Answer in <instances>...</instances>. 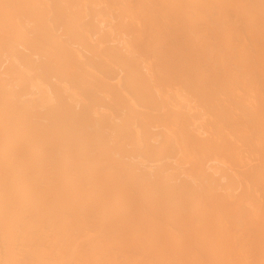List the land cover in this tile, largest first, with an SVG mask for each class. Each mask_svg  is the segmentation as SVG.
Returning <instances> with one entry per match:
<instances>
[{
	"label": "bare ground",
	"instance_id": "6f19581e",
	"mask_svg": "<svg viewBox=\"0 0 264 264\" xmlns=\"http://www.w3.org/2000/svg\"><path fill=\"white\" fill-rule=\"evenodd\" d=\"M55 1L0 0V55L4 51L13 55L8 64L10 72H17L26 64L33 66L35 61H30L33 64L26 62L29 61L28 56L39 58L42 69L52 71L53 66H58L64 61L62 57L69 59H65L66 62L73 63V67L76 68L73 56L78 51L77 47L85 52L84 56H87V59L84 61L92 62L89 65L94 64L105 77L102 78L103 76L99 74L97 76H100L101 80H98V77L96 81L95 68L93 69L94 80L87 78L90 79L88 80L90 84L94 82L89 88L95 89L91 95H96L94 94L98 90L96 88L105 91V88L99 87L101 84L109 89V95L105 97L108 103L100 104L102 100L99 101L96 96L92 99L93 103L97 101L99 105L112 110L109 116L111 122L107 119L111 124L107 123L106 126L109 125L107 130L118 136H115L117 137L115 141L112 140L113 144L109 140L113 146H111L113 153L109 149L111 147H107L111 152L109 154L114 155L117 152L116 154L122 158L117 157L121 161L117 162L116 157L113 159L112 155L111 159L110 155H107L105 160L108 164L110 162V166L106 165L102 160L109 150L105 148L107 152L100 153L103 159L100 157L99 162L103 166H108L113 174L119 172L124 177V182L119 190L116 188L114 190L111 186L113 184L103 185L101 178H105L106 174L103 170L107 172L108 168L101 166L99 168L102 170L96 168L99 170L97 172L103 171L104 174L100 172L103 174L101 176L99 173L101 178L94 180L92 178L91 183L89 176L93 172L90 170L89 175L84 174L88 180L84 175L83 177L77 174L87 180L88 184H92L93 190L89 184V187L87 186L89 191L86 188L84 191L83 187L81 189L83 191L74 196L63 193L50 194L53 195L54 201L47 204L43 198L46 197V191H42L46 188L42 187L41 194L38 195L43 202L38 200L33 204L21 203L20 211L10 213L8 210L14 211L17 207L14 205L13 197L10 199V203L14 201L11 205L0 208V264H264V0H57V3ZM58 3L61 5L58 6ZM52 13L58 17L56 22L52 21L57 24L60 19L61 24L60 22L58 24L62 25L61 27L58 25L60 29L57 28V34L47 24L52 23L50 21L54 18L50 16ZM82 21L84 25L81 29ZM19 22L32 31L26 35L27 30L21 29L22 25ZM56 36L72 40L70 43L73 44V48L76 46V51L69 48L71 44L68 45L66 40L64 44L61 43L62 46L67 44L68 47L65 46L69 50L75 51V55L74 51L73 55L70 54L72 60L66 55L62 56V48L65 46L57 44L59 38L56 41ZM17 38L20 42L16 41ZM80 56L84 59L83 54ZM80 56L78 55V58ZM66 62L64 61L62 65H67ZM2 63L0 69L4 67L6 60ZM84 64L85 62L81 63V66ZM77 66L79 67V64ZM3 67L0 71L4 70ZM63 68H60L61 72L65 70L70 73L72 71V75L73 72L76 73L70 66L68 70ZM87 69L91 68L86 67ZM68 72L66 76L69 77ZM72 75L71 77H74ZM79 75L78 71L79 81L83 78L84 84H87L86 77ZM75 77L78 81L77 75ZM49 79L47 77L48 82ZM102 79L108 80L106 83L103 81L107 85H103ZM95 81L97 86L101 81L98 87ZM57 82L62 84L64 81ZM81 82L77 84L84 85ZM72 83L75 84L74 81ZM53 86H56L55 83ZM99 92L98 94L102 95ZM3 94L1 97H4ZM89 94L87 92L86 97L93 98ZM45 96L46 93H43L39 98ZM53 99L55 100V97ZM64 101L67 102L68 99ZM66 102L63 104L67 105ZM70 106L72 105L67 107L69 112L65 114L68 118L69 113H72V109L69 110ZM73 107L75 106L71 108ZM12 108L14 117L15 114L20 116L14 111L15 107ZM97 108L96 106L95 109ZM57 110L59 111L58 108ZM31 113L27 114L26 119L30 117L32 120ZM62 113L64 112L61 111L60 114ZM8 114L10 117L11 113ZM24 115L26 113L23 114L25 118ZM55 115L57 119L60 116ZM49 116H45L48 122L49 118L54 119V115ZM9 117L7 119H14L12 116L13 119ZM84 119L81 122L84 123ZM72 120L76 121L73 117ZM52 121L56 120H51L49 124L47 122L49 126H46L49 130L51 128L50 133L54 135L56 132L52 134L55 131V125L53 129L51 126L54 123ZM14 122L18 123L17 119ZM37 122L34 123L37 125ZM31 123L33 124L29 121L28 124ZM100 125L105 127L103 123ZM21 126L20 130L23 129V133L27 134L29 129L23 128L25 125ZM38 126L40 127V124ZM62 127L59 125V128ZM37 129L38 131L35 129L33 132L40 133V128ZM14 131L20 132L17 129ZM27 142L31 144L29 147L24 142L27 149L35 148V144L33 146L31 141ZM139 143H142L141 147ZM138 148L147 154L148 161L141 163L129 156ZM29 150L17 151L19 154L26 153L28 161L29 159L32 161L29 154L34 151L31 150L29 153ZM59 152L64 154L66 150L63 152L60 149ZM23 153L20 154L21 157ZM92 153L95 154V151ZM52 155L53 153L50 155V162H53ZM88 158H85L84 164H90L83 169L89 167L96 156L93 158L90 156L91 160ZM124 158L127 164L137 165L138 161V164L144 167L158 170L160 173L158 180L168 184L165 191L168 190L169 196L155 198L152 196L154 185L142 181L132 183L134 172L132 174L131 170L134 165H129L132 168L124 165L122 162ZM33 159L35 160V157ZM37 161L39 162L36 159L32 168L36 167ZM44 164L45 166L41 165L46 168L49 161ZM75 165L78 166L74 163L73 166ZM80 166L77 168L78 171L82 167ZM54 169L61 170L56 167ZM42 170L44 171V168ZM94 170L93 168L92 171ZM35 171L33 172L36 173ZM45 171L44 174L48 177L57 173V171L53 173L55 170L52 173L51 170L49 173L48 170ZM61 172L63 175L58 174L59 177H56V174L53 176L54 179L57 178L58 181L60 178L66 179L64 174L67 177V172L64 173V169ZM106 175L108 177V172ZM51 178L52 175L47 181ZM22 186L24 185L19 186L20 190ZM33 186L32 189L30 186L25 188L35 194L40 192L36 193ZM1 187L3 190L8 188L6 185ZM58 189L61 190L59 187ZM28 191L21 193L26 194ZM110 191L128 197L123 200H115L117 199L115 197L111 204V200H107L110 198ZM50 192L52 193V190H48L47 195ZM137 193L141 196L136 197L137 199L131 197ZM86 195L97 200L105 195L104 198L108 201L106 203L114 205L116 209L112 206L113 214L105 213L104 216V213L101 214L104 212L101 203L94 198V202L90 201ZM72 197L73 201L70 200ZM169 197L175 199L171 200ZM65 198L69 200L63 201ZM62 201L74 203L65 206ZM25 204L28 205L24 206ZM21 207L24 210L21 211ZM156 208L161 217L156 215V218L152 219L150 214L155 213ZM95 212L99 214L96 219L98 215ZM100 214L103 217H110L106 220ZM92 215L95 216L94 219ZM101 217L104 222L100 221ZM140 217L143 220H140ZM87 218L93 220H86ZM98 218L102 225L98 224ZM94 220L99 226L90 223ZM22 228L23 236H19ZM97 229L100 232L96 237ZM44 231L51 235L47 237L40 234ZM89 231H93L94 236ZM85 232H89V236H93L92 239L88 238L87 233L85 237ZM86 238L89 240H85Z\"/></svg>",
	"mask_w": 264,
	"mask_h": 264
},
{
	"label": "rangeland",
	"instance_id": "374dc122",
	"mask_svg": "<svg viewBox=\"0 0 264 264\" xmlns=\"http://www.w3.org/2000/svg\"><path fill=\"white\" fill-rule=\"evenodd\" d=\"M55 3H57V0L55 1ZM62 3V2H61ZM57 5V4H56ZM61 4H59L58 3V6H60ZM58 6H55V8L56 7H58ZM54 8V9H55ZM52 11V10H51ZM50 16H52V17H54V18H51ZM50 16H49V19L48 20H50V18H51V20L50 21H52V20H54L55 22H56V20H58V17L57 16H55V13H52V15L50 14ZM57 17V19H55ZM54 21H52V23L50 22H48L47 24H48V27L51 29V30H53L56 34H57V32H58V27L60 26L58 23L60 22V24H61V21H60V19H59V21L57 22V24L54 22ZM84 23V21H82L81 23H80V28L82 29L83 28V24ZM19 24H20V22H19ZM20 25H22V24H20ZM19 25V26H20ZM59 25V26H58ZM24 26H26L25 24H24ZM24 26L22 25V26H20L21 27V29H23L24 31H26V35H28V33H30L31 31H29V29H28V26H26V28H24ZM62 26V25H61ZM60 26V27H61ZM82 26V27H81ZM23 27V28H22ZM60 27H59V29H60ZM79 28V29H80ZM58 38H59V42L57 43V44H59V45H61L62 46V44H64L65 43V40H66V43L68 44H71V45H69L70 47L69 48H71V50H72V48H73V44L72 43H70L71 41H70V39L69 38H67L66 39V37H58V36H56V41H58ZM55 39V38H54ZM53 39V40H54ZM69 39V40H68ZM69 42H68V41ZM16 41H18V42H20L19 40H18V38H17V40ZM55 41V42H56ZM62 43V44H61ZM67 44H65V45H67ZM64 45V46H65ZM68 45H67V47H68ZM76 45V44H75ZM64 46H62V47H64ZM66 46L64 47V48H62V50H63V55L62 56H65L66 55V57L67 58H69L70 57V59L71 58H73V61L75 62V66H76V68H78V69H76L75 67H73V63H69V61L68 62H66V60H69V59H66L65 57H62L61 55V57L64 59V61L66 62L65 64H67V65H62L63 63H64V61L62 62V63H59V67L57 66V65H55V66H53L54 67V69L51 71V70H47V71H49V72H47L46 70H43L42 68H43V66L41 67L40 66V64H41V60H39V58H37V57H35V56H33V58H30V56H28L27 57V60H29V61H26V62H29L30 63V61L31 60H33V61H35V63H37V64H35L34 63V65L32 66V65H25V67L24 66H22V67H20V69L17 71V72H10V70L8 69V64H9V61H10V59L13 57V55L11 54V52L10 53H8L7 51H4V52H6V53H4V52H2L1 53V55H0V59L1 60H3V61H1V63H0V65L1 64H3L2 62H4L5 60H6V63H4V70H2L4 73H2V71H0V73H2L1 75H2V77H1V75H0V92H2L1 94H3L4 93V91H5V93L3 94L4 95V97L2 98L1 97V94H0V208H3V207H5V206H7V205H11V203H13L14 201H15V203H14V205L15 206H17L16 208H17V210H15L14 209V211H11V210H13V209H10V210H8L10 213L12 212H16V211H20V206H21V203L22 204H24V203H35L36 201H40L41 199H40V194H41V188L42 187H45L46 189L45 190H42V191H46L45 193H46V197H44L43 195H41V196H43V198H44V201L47 203V204H50L51 203V201L53 200L54 201V199H53V195H56V193H63L64 195H67L68 196V194L70 195H72V196H74L75 194H78V193H80V191H83V190H81L83 187V189H84V191H85V188H86V190H88L89 191V186H92V184H90L91 183V181H92V178H93V180L95 179V178H101L100 176H99V173L101 172H97V171H99V170H97L99 167H101V168H103L104 166H103V164L101 163V162H99L100 161V157L103 159V156H101L103 153L102 152H107L106 150L108 149L107 147H111L112 145H110V143H112V140L113 141H115V138L117 139V137H115V136H118V135H116L115 133H111V132H109V130H107V127H109V125L111 124V123H108V120L109 119H111L109 116L111 115V113H110V111L112 112V110L110 109V108H108V107H103L102 105H99V102L97 103V101L95 102V103H93V101H92V99H94V96H96L98 99H99V101H101L100 102V104H102L103 102H104V104L105 103H108V101H107V98L105 99V97H108V95H109V89L107 90V87H105V86H102V84L100 85V83H101V81L100 82H98L99 83V87L101 88V87H103V88H105V91L102 89V90H100L99 88H96V90H97V92L96 93H94V94H96V95H91L92 94V92L95 90L94 88L93 89H89V88H91V86H93L92 84L94 83L93 82V80H94V78L96 79V78H98V80L100 79L101 80V78H100V76H97V75H102L101 74V72H99V69L93 64V65H89V64H92V62H89V61H87V62H89V63H86V61H84L85 60V58L87 59V56H84L85 55V52L83 53L82 52V50H79L78 49V47H77V50L78 51H76V49H75V47L76 46H74V48L73 49H75V51L77 52L76 53V55H75V51H74V55L76 56V58H75V56H71L70 54H72V52L73 51H71V50H69V48H67ZM8 49V48H7ZM7 49H5V50H7ZM80 51V52H79ZM82 52V53H81ZM80 54L82 55L83 54V56H84V59H83V57H81L80 56ZM12 55V56H11ZM27 55V54H26ZM73 55V54H72ZM78 55L80 56V58H78ZM32 57V56H31ZM26 59V58H25ZM37 61H36V60ZM45 60H46V58H44ZM66 59V60H65ZM72 60V59H71ZM70 60V61H71ZM40 61V62H39ZM46 61H48V60H46ZM60 62H61V60H60ZM76 62L79 64V67L77 66L78 64H76ZM83 62H85V64L83 65V66H81V63L83 64ZM43 63H44V61H43ZM42 63V64H43ZM6 64V65H5ZM30 64H33V62H31ZM70 64V65H69ZM26 66H28V67H26ZM30 66V67H29ZM69 66H70V68L73 70V71H75L76 73L74 74V72H73V75H72V71H71V69H69L70 71H71V73L70 72H68V73H70V75H69V77L68 76H66V71L65 70H63L62 72L63 73H65V75L61 72V70H60V68H66V70H68L67 68H69ZM87 68H91V69H87L86 70V67ZM94 66V67H93ZM2 67H1V69H2ZM24 67V68H23ZM32 67V68H31ZM84 67V68H83ZM29 70H28V69ZM63 68V69H64ZM73 68H75V69H73ZM95 68V71L93 70ZM0 69V70H1ZM97 69V70H96ZM6 70V71H5ZM32 70V71H31ZM79 71V73H80V75L79 76H81V77H86L85 79L87 80V84H89V86L87 85V84H84V79L83 78H80V80L81 81H83V82H81V81H79V79H78V71ZM47 72V74L48 73H50V74H46V76L44 75L46 72ZM95 72V77H94V72ZM44 72V73H43ZM93 73V74H90V75H92L91 77H90V75H89V73ZM97 72V73H96ZM99 72V73H98ZM43 73V74H42ZM43 75V78H46V79H41V77H42V75ZM5 75H6V77H5ZM52 75V76H51ZM58 75H59V77H58ZM68 75V74H67ZM71 75L72 76H76L77 75V79H78V81H76V77L74 78V77H71ZM89 75V76H88ZM63 76H64V79H63ZM88 76V77H87ZM103 76V77H102ZM101 77L102 78H105L104 77V75H102ZM4 77V79H2ZM47 77L48 78H50L49 80V82H48V80H47ZM53 77V79H51ZM55 77V78H54ZM94 77V78H93ZM60 78V80H61V78H62V80L61 81H64V82H61L60 80H57V79H59ZM87 78H92L91 80H92V82L93 83H89L88 82V80H90V79H87ZM10 79V80H9ZM55 79V80H54ZM71 79H73L72 80V82L74 81L75 82V84L74 83H72L71 82ZM75 79V80H74ZM107 79V78H106ZM9 80V81H8ZM59 81V82H61L62 84H59L57 81ZM85 80V81H86ZM47 83H46V82ZM52 81V82H51ZM96 81H97V79H96ZM95 81V82H96ZM103 81H105L104 79H102V83H103ZM7 82V83H6ZM46 83V84H44V83ZM55 83V85L56 86H53L54 85V83ZM81 82V84L83 83L84 85H80V84H77V83H80ZM106 82H108V80L107 81H105V83ZM9 83H10V85L11 86H9L8 87V85H9ZM53 85H52V84ZM105 83H103V85H107V84H105ZM48 84V85H47ZM51 84V85H50ZM76 85V87L74 86V85ZM3 85V86H2ZM95 85L97 86V82L95 83ZM6 86V87H5ZM14 88H13V87ZM52 87L51 89L49 88V87ZM79 86V87H78ZM80 86H82L83 88H80ZM88 86V87H87ZM97 86V87H98ZM109 86V85H108ZM3 87V88H2ZM54 87V88H53ZM57 87L59 88V89H57ZM95 87V86H94ZM4 89V90H3ZM26 89H28V90H26ZM57 89V90H56ZM62 89V90H61ZM8 92H7V91ZM22 90V91H21ZM59 90V91H58ZM80 90V91H79ZM83 90H84V92H85V94H87V92H89L90 94V96H93V98L91 97H86V95L84 94V92H83ZM87 92H86V91ZM88 90H90V91H88ZM9 91L10 92H13V93H9ZM31 91V92H30ZM51 91H52V93H51ZM61 91V92H60ZM101 92L102 93V91H104V92H107L108 94L107 95H104L103 93H102V95H100V94H98V92ZM30 92V93H29ZM57 92V93H56ZM99 92V93H100ZM16 93H17V95H16ZM43 93H46V96H45V98L43 97L42 99L41 98H39V95H41L42 96V94ZM62 93H64L63 95H62ZM98 94V95H97ZM53 95V96H52ZM85 95V97H83ZM18 96V97H17ZM64 98H62V97ZM102 96H103V99H102ZM6 97V98H5ZM37 97V98H36ZM53 97H55V100L53 99ZM95 97V98H96ZM5 98V99H4ZM36 99V101H35V99ZM58 98L59 99H61V100H58ZM68 99V101H69V104H68V101L66 102V101H64V100H67ZM16 99V100H15ZM20 99V100H19ZM32 99H34V101L32 100ZM91 99V100H90ZM101 99V100H100ZM20 102H19V101ZM57 100V101H56ZM63 100V101H62ZM97 100V99H96ZM103 100H105V101H103ZM16 101V102H15ZM31 101V102H30ZM19 102V103H18ZM65 102H66V104L67 105H64L65 104ZM89 102V103H88ZM16 105H15V104ZM18 103V104H17ZM55 103L57 104L56 106H55ZM63 104V105H61V106H59L58 104ZM90 103L92 104V105H90ZM31 104V105H30ZM88 104V105H87ZM97 104V105H96ZM69 105H72V106H75V107H73V108H71L72 106H70L69 107V110H71L72 109V113L70 114L69 113V118H68V115H65V114H67L68 112H67V107L69 106ZM81 105V106H80ZM82 105L84 106V109H82ZM89 105H90V108H89ZM18 106V107H17ZM65 106H66V108H65ZM80 106V107H79ZM86 106H87V110H86ZM96 106L99 108H97V109H95L96 108ZM102 106V107H101ZM105 106V105H104ZM12 107H15L14 109V111H16V113L18 112L19 114L18 115H20V116H17V114H15V117H14V114H13V108ZM49 107V108H48ZM60 107V108H59ZM95 107V108H94ZM52 108V109H51ZM57 108L59 109V111H60V109H62L61 111H63L64 113H62V114H60L61 113V111L59 112L58 110H57ZM77 108V109H76ZM101 108H102V110H101ZM20 109V110H19ZM58 111V112H56V110ZM64 109V110H63ZM92 109H93V111H92ZM52 110V111H51ZM99 110H101V111H99ZM12 111V112H11ZM65 111H66V113H65ZM8 112H10L11 113V115H10V117L9 116H7V115H9L8 114ZM32 112V113H31ZM34 112H36V113H34ZM42 113V115L40 116V114ZM52 112V113H51ZM55 112V113H54ZM24 113H26V115H24L25 116V118L23 117V114ZM30 113H31V118H32V120L31 119H26L27 118V114L28 115H30ZM38 113V114H37ZM100 113V114H99ZM37 114V115H36ZM47 115V117L49 116V115H54V116H56V117H54L53 116V118L54 119H51V118H49V122H48V119H47V117H45L46 115ZM55 114H59L60 116L58 117V119H57V115H55ZM85 115V116H82V115ZM40 117H39V116ZM64 115L66 116V118L64 117ZM73 117V119H76V121L75 120H72V117ZM75 115V116H74ZM15 119L16 118V116H17V121H18V123L17 122H14L15 120L12 118V117ZM62 116V117H61ZM92 116V117H91ZM12 118L13 120H9V119H7V118ZM18 117H19V119H20V117H21V119H20V122H19V119H18ZM49 117H51V116H49ZM61 117V118H60ZM75 117V118H74ZM101 117V118H100ZM24 118V119H23ZM63 118H65V119H63ZM79 118V119H78ZM85 118V119H84ZM42 119V120H41ZM56 120V121H52V122H54L53 124H51V126H52V129H53V125H55V128H54V132L52 133V134H54L55 132V134L54 135H51V128H50V130L48 129V127L47 126H49V125H47V122H48V124L50 123V121L51 120ZM61 119H63L64 120V122H63V120H62V122H61ZM84 119V123L83 122H81L82 120ZM97 119V120H96ZM99 119H101V120H99ZM108 119V120H107ZM28 120V121H27ZM37 120H38V122H37ZM60 120V121H59ZM29 121L31 122H33V124L31 123V125L30 124H28L29 123ZM66 121V122H65ZM77 121H78V123H77ZM80 121V122H79ZM106 121V122H105ZM14 122V123H13ZM24 122V124H22V123ZM28 122V123H27ZM34 122H37V125L34 123ZM75 122H76V124H75ZM109 122H111V120H109ZM20 123H21V125H25V126H23V128H26V129H29V130H27L28 132H26V130H25V132L27 133V134H25V133H23L24 131H22V130H20L21 128H22V126L20 125ZM57 123H59V125L62 127V128H59V125L57 124ZM104 124V126L105 127H102V125H100V124ZM109 124L108 126H106V124ZM17 124H18V126H17ZM40 124V127L38 126ZM42 124H44V126L46 127V129H45V127L44 126H41ZM84 124V125H83ZM30 127H29V126ZM47 125V126H46ZM19 128H17V127ZM33 126V128L31 129V127ZM57 126V127H56ZM16 127V128H15ZM40 128V133L39 132H33V131H35V129L38 131V129L37 128ZM44 127V128H43ZM76 127V128H75ZM15 129H17L18 130V132L20 133H17V131H14ZM44 129H45V131H44ZM58 129V130H57ZM63 129H64V131H63ZM30 130H32V132L30 133L29 131ZM42 130L44 131V133H41L42 132ZM46 130H48V131H46ZM84 130V131H83ZM21 131H22V133H21ZM46 132V133H45ZM72 132V133H71ZM17 133V134H16ZM95 133V134H94ZM100 133V134H99ZM104 133V134H103ZM108 133H110V134H108ZM22 134V135H21ZM25 134V135H24ZM29 134V135H28ZM67 134V135H66ZM105 134H106V137H105ZM108 136V137H107ZM111 137L113 138V139H111ZM31 138V139H30ZM110 138V139H109ZM17 139V140H16ZM71 139V140H70ZM75 139V140H74ZM109 140H111V142L109 141ZM27 141H31L32 142V145L34 146V144L37 146V148H36V146H34L35 148H30L31 150H33L32 152L33 153H30V151L31 150H29V149H27L26 147H25V145H24V142H25V144L27 145V146H29V147H31L30 145V143H28ZM35 143H34V142ZM52 141H55V142H52ZM110 142V143H109ZM28 143V144H27ZM56 143V144H55ZM58 143V144H57ZM71 143H73V144H71ZM21 144V145H20ZM113 144V143H112ZM140 144V147L142 146V143H139ZM22 145H24V147H22ZM74 145H75V148H74ZM102 145V146H101ZM110 145V146H109ZM19 147H21V148H19ZM28 147V148H29ZM60 147V148H59ZM77 147V148H76ZM113 147V146H112ZM112 147L111 148H109L111 151H112ZM25 150H29V156H30V158H32V161H31V159H29V161H28V156H26L25 157V155H26V153L24 154L23 152L25 151ZM58 148V149H57ZM64 148V149H63ZM95 149V150H89V149ZM105 148H107L106 150H105ZM18 149H21V151L23 150V155H24V157H23V155H22V157H21V155L20 154H22V153H18ZM35 149V150H34ZM54 149V150H53ZM55 149H57V150H55ZM60 149L63 151V152H65V150H66V152L64 153V154H62L61 152H59L60 151ZM75 149H77L78 151H76ZM104 149V150H103ZM108 149V150H109ZM87 150H89V152L87 151ZM98 150V151H97ZM110 150H109V152H107V154H105L104 156V159L102 160V161H105L106 162V158L108 157L107 155H110L109 153H111L110 152ZM20 151V152H21ZM72 151V152H71ZM87 153H86V152ZM91 151V152H90ZM95 151V154H93L92 152H94ZM114 151H115V149H114ZM15 152H17V154H14ZM116 152V151H115ZM155 152H156V150H155ZM53 153V159H52V161L53 162H50L51 161V154ZM57 153V154H56ZM100 153H102L101 155H100ZM112 153H113V151H112ZM117 153V152H116ZM116 153H114V155H113V159H115L114 157H116V161L118 162V161H120L117 157H119L120 159H122L121 157H120V155L119 154H116ZM32 154L34 155V156H32ZM48 154V155H47ZM58 154H60V155H58ZM62 154V155H61ZM17 156V157H15V156ZM57 157H56V156ZM112 155H110V158H111V156ZM116 155V156H115ZM46 156V158L44 159V157ZM48 156V157H47ZM90 156H91V158H93L94 156H96V158L98 157L99 158V160H98V158L96 159V158H94V159H92V161L93 160H95V161H93V162H95V163H93V162H91L92 164L89 166V167H87L88 168V170H87V168H84L83 169V167H86V165L87 164H90V163H87L86 165L84 164V163H86V159L85 158H87V157H89L88 159H90ZM129 156H131V157H134V160H138L139 162H141L142 163V161H148V157H147V154L144 152V151H142V149L141 148H138V150L136 151V152H134V154H131V155H129ZM10 157V158H9ZM28 157V158H27ZM35 157V160L37 159V160H39V162L37 161L36 162V167H34V168H32L33 166H34V164L33 163H35V160L33 159ZM50 157V158H49ZM55 157V158H54ZM9 158V159H8ZM14 158L16 159L17 158V160H14ZM21 158V159H20ZM24 158H26V159H24ZM50 159V160H46V159ZM84 158V159H83ZM109 158V159H110ZM8 159V160H7ZM14 162H12L11 160ZM18 159H20V160H18ZM24 159V160H23ZM87 159V161L88 162H90L89 160ZM112 159V158H111ZM27 161V164H26V161ZM41 160H42V162H41ZM44 160V161H43ZM91 160V159H90ZM108 160V159H107ZM15 161H16V163H15ZM31 161V162H30ZM46 161H47V163H48V161H49V164L47 165V166H49V167H47L46 166V168L45 167H43V165L45 166V164L44 163H46ZM82 161V162H81ZM112 161V160H111ZM138 161H136V164L137 165H134L135 163H130V164H127L128 162H127V160L124 158V161H122L123 163H124V165H126L127 167H130V166H133L134 165V168H133V170H135V171H133V170H131L132 172V174H133V172H134V174H133V176H132V179H131V182L133 183V181H135L134 183H136V181H142V182H146V183H148V184H152V185H154V190L152 191L153 193H152V196L153 197H155V198H164V197H167V196H169V194H168V190H166L165 191V188H168L167 186H168V184H165L164 182H160L158 179H159V177H160V173H159V171L158 170H155L154 168H147V167H144V166H142V165H140V164H138L139 162ZM31 164H33V165H31ZM78 162V163H77ZM100 164H102V165H100ZM121 162V161H120ZM9 163V164H8ZM43 164V165H41V164ZM78 164V166H80L81 168H80V170L78 171L77 170V168H78V166H73V164ZM79 163H81L80 165H79ZM11 164V165H10ZM40 164V165H39ZM106 165H109L110 166V162H109V164L106 162L105 163ZM133 164V165H132ZM29 165V166H28ZM83 165H85V166H83ZM94 166V167H92L91 168V166ZM100 165V166H99ZM130 165V166H129ZM138 165H139V168H138ZM28 166V167H27ZM38 166V167H37ZM41 166V168H39ZM96 166V167H95ZM98 166V167H97ZM137 166V167H136ZM142 166V167H141ZM56 167L57 169L58 168H61V170L60 171H57L56 169H54V168ZM62 167H63V169H64V173H66L67 172V177L65 176V174H64V178H66V179H64V178H62V179H64V180H61V178L59 179V181L61 180V182H59L58 180H57V178H55L57 181H55V179H54V177L56 176V174H57V176L56 177H59L58 176V174H60V175H63V173L61 172V171H63V169H62ZM108 168V166H105V169H107ZM26 168V169H25ZM29 168H31L33 171H35L36 173H34L33 171L32 172H30V170L31 169H29ZM44 168V171L42 170ZM49 168V169H48ZM74 168H76V169H74ZM93 168L95 169L94 171H92L93 170ZM97 168V169H96ZM101 168H99L100 170H102ZM130 168H132V167H130ZM143 168V169H142ZM40 169L43 171V173H42V171H40ZM52 169H54L55 170V172H53L54 170H52ZM92 169V170H91ZM137 169V170H136ZM13 170V171H12ZM27 170H29V171H27ZM37 170H39L40 172H38ZM45 170H48V172L47 173H49V171L51 170V173L53 172V173H56V171H57V173L55 174V176L53 175V174H51L52 175V178H51V180H48L47 181V179H49L50 177H51V175H49V177L47 176V174H44V173H46V171ZM84 170H86V171H84ZM91 172H93V173H90V171ZM128 170H130V169H128ZM16 171V172H15ZM21 171V172H20ZM75 171V172H74ZM76 171H78V172H76ZM81 171V172H80ZM83 171V172H82ZM87 171H88V173H87ZM97 172V174H96V172ZM106 174H107V172H108V177H106L107 175L105 174V178H108V179H105L104 177L103 178H101L102 179V184L103 185H105V183H109L110 185L111 184H113V185H111V186H113L114 187V190H115V188L116 189H118L119 190V187L123 184V179H124V177L119 173V172H115L116 174H113V172L112 171H109V168L107 169V172L105 171V170H103ZM102 171V172H103ZM18 172H20V173H18ZM58 172H61V173H58ZM85 172V173H84ZM101 172V173H102ZM104 172H103V174H104ZM13 173V174H12ZM18 173V174H17ZM25 173V174H24ZM37 173H40L41 175H37ZM89 173H90V175L91 176H89V177H91L90 179L91 180H89L90 181V185L87 183V180L89 179L88 177H87V175H89ZM101 173H100V175H101ZM27 174H29V175H27ZM77 174H81L82 176L84 175V174H87V175H84L83 177L84 178H86L87 180H85V179H83V177L81 176H78ZM94 174V175H93ZM102 174V175H103ZM27 175V176H26ZM31 175H33V176H31ZM35 175V176H34ZM45 176V178H42L43 176ZM101 175V176H102ZM23 176H25V177H23ZM38 178H37V177ZM40 176H41V178H40ZM47 176V177H46ZM54 176V177H53ZM112 176V177H111ZM34 177H36V178H34ZM62 177V176H61ZM69 177V178H68ZM111 177V178H110ZM27 179V181H28V183H27V181H26V179ZM30 178V179H29ZM32 179V180H31ZM34 179V180H33ZM109 179H111V181L109 182L108 180ZM43 180H45V181H43ZM56 182H54V181ZM4 181V182H3ZM47 181V182H46ZM86 181V182H85ZM88 181V182H89ZM1 182H3V184L1 183ZM30 182V183H29ZM112 182V183H111ZM7 183H9V184H7ZM21 183V184H20ZM26 183V184H25ZM63 183V184H62ZM87 183V184H86ZM19 184V185H18ZM39 184H41V185H39ZM2 185H6V186H8V188H7V190H5V188H4V190L2 189ZM21 185H24V186H22V188H21V190H20V187H21ZM32 185H34L33 187H35V188H33V190L34 189H36L35 190V192L37 191H40V192H36L37 194H35L34 192H30L31 190H29L28 191V189H26L25 187L27 186V188H30ZM89 185V186H88ZM107 185V184H106ZM20 186V187H19ZM30 186V187H29ZM36 186H41V187H39V190H37L38 189V187H36ZM88 186V187H87ZM108 186V185H107ZM111 186H108V187H111ZM160 186V187H159ZM19 187V188H18ZM24 187V188H23ZM58 187L59 188H61V190H59L58 189ZM65 187V188H64ZM73 187V188H72ZM113 187H111V189L113 188ZM92 188V189H91ZM25 189V190H24ZM30 189H32V187L30 188ZM43 189V188H42ZM90 189L91 190H93V186L92 187H90ZM28 191V193L26 192V194H23V193H25V192H23V191ZM48 190H52V193L50 192V193H48L49 195L50 194H53V195H50V196H52L51 197V199H50V196L49 195H47V192H48ZM21 191L23 192V193H21ZM63 191V192H62ZM68 192V193H67ZM93 191H91V193H92ZM21 193V194H20ZM34 193V194H33ZM44 193V194H45ZM83 193H86V192H83ZM110 198H107V200L109 199V200H111L110 201V203L112 202V199L114 200V198L116 197L117 199H115V200H120V199H124L125 197H128V196H126V195H120V194H118V193H113V192H111L110 191ZM169 193H170V191H169ZM23 194V195H22ZM39 194V195H38ZM42 194H43V192H42ZM90 194V193H89ZM93 194V193H92ZM95 194V193H94ZM38 195V196H37ZM70 195V196H71ZM85 195V194H84ZM91 195V194H90ZM97 195V194H96ZM96 195H95V197H96ZM106 195V194H105ZM102 196L101 198H100V200L98 201L96 198H94V197H92V198H90L89 197V195H88V197H87V195L85 196V197H87V198H90L89 200L90 201H93V198L95 199V201H97V202H100L101 203V205H102V207H103V209L102 210H104V212L102 211V215H103V213H104V216H105V213H111V214H113V211H111V209H113L112 208V206L114 207V205H112L111 206V204H113V203H106V202H108L107 200H105V198H106V196ZM92 196H94V195H92ZM139 196H141L139 193H137L135 196H131V197H135V199H137L136 197H139ZM13 197H15L14 198V201L13 202H11L10 203V199L12 200L13 199ZM105 197V198H104ZM46 198V199H45ZM47 198H48V201H47ZM87 198H83V199H86V201L88 202L89 200H87ZM104 198V199H103ZM67 199L68 198H65V199H63V201L65 200V202L67 201ZM73 199V197L70 199L71 201H73L72 200ZM92 199V200H91ZM169 199H171V200H174L175 199V197H169ZM43 200V199H42ZM41 200V201H42ZM69 200V199H68ZM78 200V199H77ZM121 200V201H122ZM62 201V202H63ZM67 202V203H65V202H63L62 204L64 205L65 204V206L66 205H70L72 202ZM74 201H76V200H74ZM79 201V200H78ZM43 202V201H42ZM94 202V201H93ZM114 202V204H115V201H113ZM117 202V201H116ZM28 203V204H29ZM30 203V204H31ZM74 203V202H73ZM72 203V204H73ZM99 203V204H100ZM121 203V202H120ZM27 204V205H28ZM52 204V203H51ZM61 204V205H62ZM88 204V203H87ZM2 205V206H1ZM26 204L24 205V206H27ZM117 205H119L118 203H117ZM108 207V208H107ZM22 208V207H21ZM115 209H116V207H114ZM22 210H24L23 208L21 209V211ZM157 210H158V208H156V209H154V211H155V213H152V214H150V218H156V215L157 216H159V212H157ZM114 212H115V210H114ZM98 216H94L95 217V219L97 218V217H99V214L97 213V212H95ZM94 214V213H93ZM96 214H94V215H96ZM100 214V215H101ZM101 215V216H102ZM94 217H93V215H92V218L94 219ZM103 217V216H102ZM102 217L100 218V221L101 220H103L104 218L106 219H108L109 217H103V219H102ZM159 217H161V216H159ZM92 218H87L86 220H90V219H92ZM92 219V220H93ZM106 219V220H107ZM140 220H143L141 217H140ZM95 221V222H94ZM93 221V223L92 222H90L91 224H94V225H97V224H95L96 223V220H94ZM97 221H99V218H98V220ZM99 221V222H100ZM105 220H103V222H104ZM98 222V224H101V222L99 223ZM102 225V224H101ZM97 226H99V225H97ZM23 229V228H22ZM40 231H41V229H40ZM97 231H98V233H97ZM23 232H24V229H23V231L21 230L20 231V234H19V236H23ZM42 232V231H41ZM40 232V234H44V235H47L46 233H48V232H46L45 233V231H44V233H41ZM90 232V231H89ZM88 232V233H89ZM93 232V231H92ZM92 232H90V233H92ZM99 230L97 229L96 231H95V236H96V234L98 235L99 234ZM87 232H85V234H86ZM87 233V234H88ZM50 235H51V233H49ZM48 234V235H49ZM84 234V236L85 237H87V234L85 235ZM93 234V236H94V233H92ZM48 235H47V237H48ZM49 235V236H50ZM81 236V235H80ZM93 236H89V234H88V238H90L91 237V239H92V237ZM97 237V236H96ZM99 237V236H98ZM95 238V237H94ZM82 239H83V237H82ZM96 239V238H95ZM85 240H89V239H85Z\"/></svg>",
	"mask_w": 264,
	"mask_h": 264
}]
</instances>
